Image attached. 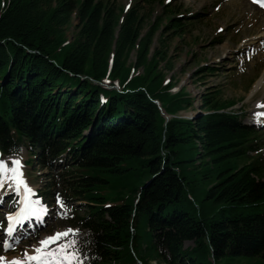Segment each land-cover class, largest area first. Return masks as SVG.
Instances as JSON below:
<instances>
[{
  "label": "trees",
  "instance_id": "trees-1",
  "mask_svg": "<svg viewBox=\"0 0 264 264\" xmlns=\"http://www.w3.org/2000/svg\"><path fill=\"white\" fill-rule=\"evenodd\" d=\"M140 8L0 0V153L25 147L59 197L85 203L70 218L89 232L77 240L84 264H264L263 144L217 91L196 120L177 116L192 99L165 78L153 37L183 20L169 11L142 34Z\"/></svg>",
  "mask_w": 264,
  "mask_h": 264
},
{
  "label": "rangeland",
  "instance_id": "rangeland-1",
  "mask_svg": "<svg viewBox=\"0 0 264 264\" xmlns=\"http://www.w3.org/2000/svg\"><path fill=\"white\" fill-rule=\"evenodd\" d=\"M112 1L125 11L133 5L141 6V13L146 14L148 24L142 34L146 33L151 22L161 20L164 25L165 13L179 11L177 15L183 20V31L176 35L171 30L159 28L153 37L154 47L161 41H164L166 46L168 63L159 64L165 78L172 83L175 91L182 88L192 99V107L179 112L177 116L185 117L200 112L201 98L209 92L217 91L221 98L236 102L234 109L239 113L238 121L255 127L258 141L263 144L261 149L264 150V130L259 126L264 122H261L263 120L256 115V113H264V81L253 91L255 83L264 71V40L253 44L256 41L253 38L264 32V21L258 9L251 8L246 0H167V2L166 0H150L151 11L149 12L147 4L142 0ZM166 6L169 8L166 9ZM70 34L68 31L69 38ZM255 46L260 48L257 49ZM134 60L135 54L132 52L131 60L128 62L131 63ZM208 69L212 72H207ZM84 136H87V130ZM0 158L9 163L12 159L20 161V170L27 185L32 189V194L35 195L37 191L43 192L45 189L60 190L59 179L55 178L57 184L55 187L49 181L52 178H49L48 171L39 168L36 160L28 167L24 164L28 160V154L24 149H21L18 154L0 155ZM32 200L42 203L41 207L46 210L44 214L48 218L42 229L15 244L14 249L2 252L0 245V256L5 257L6 260L11 261L13 257L20 259L25 251L32 253L31 246H38L40 239L52 235L55 231L68 227L78 229L77 240L89 234L87 230L70 225V210L75 208L76 213L83 215L86 212L83 208L84 203L62 199L60 201H63L65 207L61 208L57 197L41 200L33 196ZM19 201L20 194L9 184L5 183L3 187H0V223L2 225L6 213H13L16 208L14 205H18ZM60 212H64L68 218L64 219L57 215ZM0 237L2 238L1 233ZM191 247V242L183 244V249Z\"/></svg>",
  "mask_w": 264,
  "mask_h": 264
},
{
  "label": "snow or ice",
  "instance_id": "snow-or-ice-1",
  "mask_svg": "<svg viewBox=\"0 0 264 264\" xmlns=\"http://www.w3.org/2000/svg\"><path fill=\"white\" fill-rule=\"evenodd\" d=\"M254 2L264 7V0H254ZM256 115L261 116L264 113H256ZM20 168L18 159H12L9 163L0 158V187H3L5 183L9 184L20 194L19 203L22 205L17 212L9 213L6 216L8 226L5 230L7 238L3 241L5 251L14 249L15 244L25 238L23 234H17L14 231L16 227L24 225L29 218L39 219L40 211H46L38 208L39 201L29 199L32 189L27 185ZM57 202L61 208L65 207L63 201L58 199ZM57 215L64 219L68 218L64 212L57 213ZM78 231L71 227L55 231L52 235L40 239L38 246H31L32 253L25 251L22 258L13 257L11 261L0 256V264H84L88 257L83 255L77 247L76 234ZM58 241L59 243H57Z\"/></svg>",
  "mask_w": 264,
  "mask_h": 264
},
{
  "label": "bare ground",
  "instance_id": "bare-ground-1",
  "mask_svg": "<svg viewBox=\"0 0 264 264\" xmlns=\"http://www.w3.org/2000/svg\"><path fill=\"white\" fill-rule=\"evenodd\" d=\"M251 8H252V6H251ZM253 8H255V7H253ZM259 14L262 16V20L264 21V13L262 12V11H260L259 10ZM262 27V26H261ZM253 30V29H252ZM253 39H255L256 41H255V43H253L254 45L255 44H258L259 42H261L262 40H264V32L263 33H260V35L259 36H257V37H255V38H253ZM257 49L258 48H260V47H258V46H255ZM264 53V52H263ZM263 56V55H262ZM263 74L261 75V77L257 80V82L255 83V85H254V88H253V91H255L257 88H259L260 86H261V84H262V82L264 81V71L262 72ZM263 121H261V122H264V115H261V116H259ZM41 214L39 213V216H40Z\"/></svg>",
  "mask_w": 264,
  "mask_h": 264
},
{
  "label": "water",
  "instance_id": "water-1",
  "mask_svg": "<svg viewBox=\"0 0 264 264\" xmlns=\"http://www.w3.org/2000/svg\"><path fill=\"white\" fill-rule=\"evenodd\" d=\"M159 110H160L161 115L165 118V121H168L170 118H172V116L166 115L161 109H159ZM199 115H201V112H195V113H193L191 115H187L185 117L188 118V119H190V120H194Z\"/></svg>",
  "mask_w": 264,
  "mask_h": 264
}]
</instances>
